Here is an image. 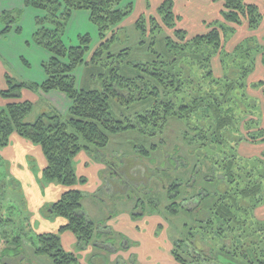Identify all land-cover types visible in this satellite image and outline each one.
<instances>
[{"label":"trees","instance_id":"16d2710c","mask_svg":"<svg viewBox=\"0 0 264 264\" xmlns=\"http://www.w3.org/2000/svg\"><path fill=\"white\" fill-rule=\"evenodd\" d=\"M222 1L223 20L210 23L208 31L192 37L178 26L181 16L175 14L172 0L161 2L154 14L138 16L135 29L140 35V44L148 47L151 58L133 62L130 59L132 46L120 50L113 47L118 43L123 21L134 12V0H25L26 6L44 13L36 19L33 40L50 53L43 63L47 77L39 85L6 74L7 85L0 89V97L4 100L0 104V150L9 146L14 136L39 146L46 161L42 178L65 188L56 201L40 210L46 218L66 220L58 231L36 232L31 213L26 212L23 223L30 229L34 254L49 256L53 264H83L76 252L63 246L61 234L66 230L75 235L77 249L88 245L108 253L126 249L129 245L126 239L119 240V247H115L117 239L109 243L97 241L96 237L104 232L99 225L104 222L96 224L83 212L84 193H88L79 186L89 181L86 176L78 175L75 159L86 152L111 172L109 178L102 177V173L101 177L114 187H100L91 196L105 200L129 189L132 194L144 187L141 175L147 178L152 175V168L147 165L150 162H145L147 170L138 174L135 166L144 158L150 160V164L156 162L152 153L166 143L163 135L171 121L177 119L185 125L182 124L184 128L181 129L185 147H206L215 153L212 158L205 153L202 158L198 156L197 160L189 159L191 161L176 157L171 167L153 172L156 178H161L160 172L177 174L166 187L170 202L166 210L172 217L183 213L199 214L195 219L197 225L185 224L186 236L172 241L173 264H264V244H261L264 242V221L254 220L255 210L264 202V161L256 157L249 162L238 150L243 141L264 142V125H260L255 116L257 102L247 101L249 94L246 93L255 59L241 57L256 45L246 40L233 52L224 49L228 36L235 33L238 25L247 23L251 29H257L264 12L247 0ZM146 2L151 8L150 0ZM78 9L90 12L99 31L98 46L92 47L90 35L80 36L78 46L69 47L64 43L62 33L66 21ZM6 17L10 14L4 13L3 18ZM14 22L11 17L0 37L11 31L10 25ZM159 42L161 49H157ZM216 56L221 61L222 75H217L213 69L212 60ZM80 66L89 69L91 85L88 87L77 85L74 73ZM263 85L264 82L253 87ZM24 90L34 93L57 90L64 93L71 104L65 114L54 110L42 114L35 122H26L34 103L24 99ZM114 106L117 111L130 110L129 114L122 113L123 118L114 117ZM246 116L250 119L245 120ZM128 130L140 132L150 141L160 136L162 140L153 141L150 148L137 147L140 155L123 161L124 165L130 162L129 169L125 170L121 161L116 162L118 156L109 155L106 149L113 136ZM31 163L35 164V160ZM5 175L8 176L7 171ZM118 177L122 179L121 186L117 183ZM213 179L217 180L219 190L210 193V186L203 183ZM10 181L15 183L13 178ZM124 195L128 199L127 194ZM137 201L139 204H135V208L142 205L141 199ZM150 204L151 208L158 205L157 201ZM140 215L134 213L133 217ZM110 217L108 215L107 220ZM0 221L13 223L11 218ZM256 226L249 235H242L245 227L251 230ZM236 227L238 231L242 229L239 234L232 232ZM10 239L17 244L14 249L18 250L23 237H9L4 241L6 250L11 245ZM18 254L16 257L20 256ZM2 255L7 258L5 264H11L10 261L15 264L9 252L3 251ZM89 259L91 264H111L102 253L95 254V251ZM135 262L137 259L133 256L129 261L118 259L113 264Z\"/></svg>","mask_w":264,"mask_h":264},{"label":"rangeland","instance_id":"374dc122","mask_svg":"<svg viewBox=\"0 0 264 264\" xmlns=\"http://www.w3.org/2000/svg\"><path fill=\"white\" fill-rule=\"evenodd\" d=\"M20 1L21 0H0V10L6 7L11 8V6H15V8H19V9L7 11L9 12L10 17H6V18L1 17L0 24L2 25L7 24L8 21L12 17L15 19L16 25L18 24V22L21 25H23L21 36L24 38H28L29 43L27 44L28 45L30 44L32 46V48L25 50L24 54H26V57L30 59V61L32 62V67L28 71H29V74L33 75V74L38 73L39 67L37 65V62H39L41 58L43 57L39 52L37 53L33 52L31 54L30 52L34 51V47L36 46L37 48L40 49V51L47 52L48 59L50 57V53L45 48L35 44L33 40L32 17L34 13L38 11V9H35L30 6H26V4H25V7L23 6L21 9L18 6ZM141 12H143V6L142 7L137 6L134 12L130 16H128L127 19L123 21L121 25L123 27L122 32L119 34L118 36L119 38L117 40L118 43L116 46L113 47L114 50H120L122 49V47L124 48L125 46H132L133 48H132V52H131L132 54L130 56V59L133 62H136V61L145 62L151 58L150 52L148 51V47L142 46L140 44V41H139L140 35L135 29V22L137 20L138 14ZM167 34H169V32H167ZM85 35H88V36L90 35L91 37L90 43H92V47H96L100 44L99 31L95 23L90 18V12L84 9H78L66 21V24H65V27L62 33V38H63L64 43L67 46L69 47L78 46L80 42V36H85ZM164 35L165 34H163L162 36ZM231 35L233 34L231 33L230 36H228V39L231 38ZM252 45H255V44L252 43ZM246 47H248V45ZM161 48H162V44L159 42L157 45V49H161ZM257 52H258V45L251 48L250 51H245V53L241 57L244 58L245 60L246 59L251 60V58L252 59L255 58ZM213 69H214V72L217 74L219 70L217 69L215 65H213ZM87 71H89L87 66H80L75 71L74 76L75 78H77L78 87H82V86L88 87V85L90 84L88 80L89 78L88 76L90 72H87ZM256 88H261V87H256ZM252 99H254L257 102V99L254 96H251L249 94L247 101L252 100ZM244 103L246 104L247 102H244ZM51 111H54L53 107L47 104L44 100H42L39 103H36L33 111L26 117V122H35L42 114L51 112ZM112 111L114 113V117L123 118L121 114L126 113L127 115L129 114L128 112L130 110L127 109L123 111H117L114 106ZM256 112H257V108H256ZM247 119H250V116H246L245 120ZM182 124L183 123H181L177 119H173V121H171L169 128L166 130L167 132L163 135V139L165 140L166 143L165 142H164L165 144L162 143L163 145L160 146L159 151L152 153V157L156 161L155 163L150 164L151 161L146 158H144L140 164H137L139 163V161H137L136 163L137 165L135 166V169H134V171L137 174L141 170H147V167L144 166L145 162L147 163L150 162L147 165L151 166L152 175L150 178H147L146 176L141 175L140 178L141 180H143L142 183L144 185L142 186L144 187H142V189L140 190H137L135 193H132L129 199H126L125 198L126 196L124 194H119L115 198L108 197L105 200L104 199L101 200L98 198H94L93 196L89 194L84 193L82 203H83V212L86 216H88L86 214V211H88L89 213H92L94 211L93 206L96 207L99 204L102 206L100 209V212L102 216L104 215V217L102 219H97L95 221L93 220L96 224L97 223L101 224L104 222L103 225H99L101 226V230L102 231L104 230V232H100V235L96 237L97 241L106 240L108 241L107 243H109V240L117 239V243H115V247H119V243H120L119 240L121 241L122 239L128 240L129 245L136 244V242H134L132 239H130L125 234H122V233L120 234L119 232L115 230H110L111 227L108 226V222L110 220V219L107 220L108 215L113 216L114 214L113 217L119 215L120 213L124 211V208H121V207H125V208L131 207L130 209V211L132 210L131 213L142 214L136 218L139 220L141 219L143 220V218H145V215L149 217L150 216L161 217L162 222L164 223V226L162 225L158 227L157 234H160L165 231L166 232L165 234L167 235L168 239L171 242L174 239L177 240L178 238H183L186 236L187 228L185 227V224H188V225L192 224L194 226L197 225L198 222H196L195 219L197 218V215L199 218V214L183 213L182 215L175 218V217H172L170 212L166 210V206L170 204L166 196L167 195L166 187L168 185V182L170 183L172 181L171 179H175V177L177 176L176 172L172 175L167 174L165 172L161 174L160 172V175H161L160 177L164 180L163 182H161L162 180L161 178H156V176H154L155 174L153 173L154 171H157L158 173V171H162L164 170V168L172 165L176 157L191 161L192 159L197 160L198 156L202 158L205 153L209 155L208 157L212 158L213 154L215 153L214 151L206 147H197V148L192 147V149H189L187 146L185 147L183 142L181 141V134H182L181 129L184 128L183 127L184 124L183 125ZM259 124L263 125L262 123H259ZM160 138L154 139L153 141L158 143L159 141L162 140ZM153 141L147 140L145 136L142 135L140 132L138 133L134 130H128L126 132H121L119 134H116V136H113L109 144V147L106 149V151L109 155L113 157L115 155L118 156L117 158L115 157V160L117 163L121 161V165L123 166L124 165L123 161L127 162V160L131 159V157H134V156L137 157L140 155L136 152L137 147L144 146V147L150 148ZM245 151L247 154H251V151H247V150ZM241 154L243 155V153ZM4 159L2 158V155L0 153V187L2 190V191L0 190V208L4 207L3 211H0V219L1 218L3 219L11 218L13 223L10 225V224H7L6 222L2 223L0 221V264H5V261L7 260V258H3V255H2L3 251H7L10 253V258L14 260L15 264H53L49 256L34 254V245L32 243V240L29 238L30 229L28 226H26L27 225L26 223L25 224L23 223L24 217H27L26 212L29 211L32 214L30 202L27 199V195L25 192V190H27L29 186L26 184L24 186L21 183V181L18 180L19 178L16 180L15 175L10 173L11 163L8 160L6 159L4 160ZM202 162H207V161L203 160ZM129 164L130 162L128 163V165H124L126 167L125 170L129 169ZM75 167H76V164H75ZM76 170H77V167H76ZM6 171L8 173V176L5 175ZM102 174H103L102 177L107 179L110 177L111 172L107 169ZM11 178L14 179L15 181L14 184L10 181ZM87 180H88V177H87ZM118 180H122V179L118 177ZM50 184L58 186L57 183H51V182L48 183L46 182L44 178L40 177L38 178V181L36 179V181L32 183L30 191L37 194L39 199L41 198V195L43 196L44 199H46L47 188L50 186ZM203 185L206 187L210 186L209 187L210 193H212L213 191L216 192V190H219V186H218L216 179H213L212 182L210 183H207V182L203 183ZM196 191H197V187H196ZM51 194L55 195L56 192L54 190H51ZM139 199H141L142 205L139 206L138 208L132 209L133 208L132 206H134L135 204L136 205L139 204V202L137 201ZM93 200H95L96 202ZM156 201L158 205L155 206L154 208H151L152 205L150 203L156 202ZM144 202L146 205L144 204ZM47 205L48 204H45L44 206L46 207ZM44 206H42L41 209L44 208ZM100 212H98V215H101ZM245 218L247 219V217ZM183 225H184V228L182 227ZM244 229L243 230L246 232L242 233V235L247 236L253 230H256L257 226L251 230H249L247 227H245ZM241 230L238 231V227H236V230L234 229L232 232L234 234L235 233L239 234ZM141 231L146 233L147 229L143 228V230L141 229ZM253 234L255 233L253 232ZM16 235H21L23 237V240L18 244L20 245L18 250L14 249L17 244L14 242L13 239H10L11 245L8 247L9 249L6 250L5 248L7 246L4 245V241L9 240V237L12 238ZM263 236H264V233H263ZM207 238L211 239L210 236H207ZM261 244H264V242ZM94 251H95V254H98V252L102 253V255H104L105 258H108L111 261V264H113V261L111 260V257H110L112 253L105 252L107 250L101 249V248H95ZM18 253L20 254V256L16 257ZM217 255H219V252ZM226 261L227 263L231 262L229 260H226ZM10 263L13 264L11 261ZM89 264H91L90 259H89Z\"/></svg>","mask_w":264,"mask_h":264},{"label":"crops","instance_id":"0c3cea01","mask_svg":"<svg viewBox=\"0 0 264 264\" xmlns=\"http://www.w3.org/2000/svg\"><path fill=\"white\" fill-rule=\"evenodd\" d=\"M164 0H150L149 8L146 0H135L134 7L143 6V14H154L158 5ZM174 5V12L177 16H181L178 26L187 30L189 37L195 34H201L209 30V24L216 20H223L221 11L224 7L222 0H172ZM247 2L254 3L258 6L261 12H264V0H247ZM21 9L25 7V0H21L19 5ZM15 6L11 8H3L0 10V18H3L4 13H9ZM135 10V9H134ZM44 13L40 10L36 11L32 17V29L34 33L37 30L36 19L38 16ZM15 21V19H14ZM261 25L257 29H251L247 23L238 25L235 33L231 35V38L227 39L224 49L228 51H235L239 44L246 40H251L253 44L258 45V52L255 56V64L252 68L251 74L248 77V89L247 92L257 99V112L255 116L258 117L259 123L264 125V85L261 88L253 87L258 83L264 82V19L260 23ZM7 24H0V32L6 28ZM11 31L0 37V89L6 87L5 76L7 73L13 77L27 82L36 84H42L46 80V73L43 69V63L47 61V52L40 51L39 48L34 47V51L31 53L39 52L43 58L37 65L39 71L36 74H29V69L32 67V62L26 57L25 50L32 48L28 38L21 36L23 25L19 22L16 25L15 22L10 25ZM18 28L21 29L18 32ZM23 38V39H22ZM43 52V53H41ZM213 65L219 70L217 75L223 74V69L219 56L213 58ZM24 99L33 101L34 107L36 103L44 100L47 104L51 105L55 111L65 114L71 104L69 98L62 92L52 90L48 93H44L42 90L34 93L29 90L23 91ZM4 100L0 97V104H3ZM65 111V112H64ZM242 157L249 159V162L256 157H260L264 161V142L254 143L243 142L238 146ZM251 151V154H247L246 151ZM3 158L11 163L10 173L15 175V178L25 186L29 188L25 190L27 199L31 206V223L36 232H56L58 229L66 224V220L61 217L46 218L41 214V207L45 204H50L56 201L65 188L61 185L55 186L50 184L47 188L46 199L38 198V195L31 190V185L38 178L42 177V169L45 167L46 161L42 154V150L39 146L31 144L29 141L24 140L18 136H14L9 146L0 151ZM35 160V164L31 163V160ZM75 164L77 172L80 176L88 177V183L80 185L79 188L89 195L95 193L100 187L111 186L110 182L106 183L103 180L101 173L105 172L108 168L103 163L97 161L86 152L80 153L76 159ZM36 170H35V168ZM51 190L56 192L55 195L51 194ZM109 193L111 191L107 190ZM95 198V197H94ZM35 200V201H33ZM95 201V200H93ZM35 202V204H34ZM96 202V201H95ZM83 206V203H82ZM94 211L89 213L86 211L90 220L102 219L100 209L101 205L93 206ZM134 209L135 205L132 206ZM83 208V207H82ZM124 211L115 217L108 219V226L111 230H115L120 234H125L132 239L136 244L128 245L126 249H121L116 252H112L111 260H125L129 261L131 257L135 256L137 262L133 264H173V257H171L172 242L168 239L166 232L157 234L159 226H164L161 217H152L145 215L143 220H139L133 217L131 213V207H121ZM96 209V210H95ZM100 212L101 215H98ZM254 220L264 221V202L260 204L254 212ZM147 229V232H142L141 229ZM142 232V233H141ZM61 239L65 249L76 252L83 264H89V258L94 252L95 248L92 245L85 246L84 248L77 249V239L70 231H64L61 234ZM127 242V241H126ZM128 243V242H127Z\"/></svg>","mask_w":264,"mask_h":264},{"label":"flooded vegetation","instance_id":"af4514ba","mask_svg":"<svg viewBox=\"0 0 264 264\" xmlns=\"http://www.w3.org/2000/svg\"><path fill=\"white\" fill-rule=\"evenodd\" d=\"M165 169V168H164ZM111 183V182H110ZM117 183H119L118 185H120L121 186V184L123 183L122 182V180H117ZM110 187V186H109ZM108 187V188H109ZM114 186H111L110 188H113ZM197 187V190L199 189V185H197V186H195V188ZM196 190V189H195ZM129 192H130V189L127 191V192H125L124 194H127V198L129 199L130 198V196H131V194H129ZM135 193V192H134Z\"/></svg>","mask_w":264,"mask_h":264}]
</instances>
